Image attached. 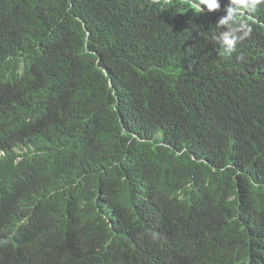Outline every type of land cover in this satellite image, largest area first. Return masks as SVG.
<instances>
[{"label": "trees", "instance_id": "16d2710c", "mask_svg": "<svg viewBox=\"0 0 264 264\" xmlns=\"http://www.w3.org/2000/svg\"><path fill=\"white\" fill-rule=\"evenodd\" d=\"M218 4L0 0V264H264V4Z\"/></svg>", "mask_w": 264, "mask_h": 264}, {"label": "clouds", "instance_id": "9594fccd", "mask_svg": "<svg viewBox=\"0 0 264 264\" xmlns=\"http://www.w3.org/2000/svg\"><path fill=\"white\" fill-rule=\"evenodd\" d=\"M261 1L263 4H264V0H259ZM233 2H237V0H233ZM246 2V0H240V3L243 5L244 3ZM201 6H206V8L209 10V11H214L216 9H218L219 7V4H218V0H194V7L196 8H199L200 12L202 11V8ZM229 7L227 8H224L222 10H228ZM222 10H218L216 12H220ZM224 43L225 45L227 46V48L230 50V51H233L235 49L234 45H235V42L231 39H228L227 37H225V40H224Z\"/></svg>", "mask_w": 264, "mask_h": 264}]
</instances>
